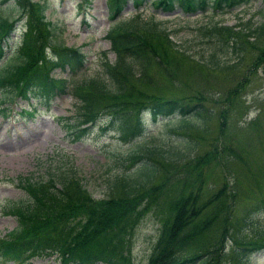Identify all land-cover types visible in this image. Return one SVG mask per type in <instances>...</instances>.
<instances>
[{"label":"trees","instance_id":"16d2710c","mask_svg":"<svg viewBox=\"0 0 264 264\" xmlns=\"http://www.w3.org/2000/svg\"><path fill=\"white\" fill-rule=\"evenodd\" d=\"M13 1L24 18V28L15 61L0 69V86L8 98L18 94L47 104L65 91L67 82L51 69H77L83 54L77 47L51 41L52 27L39 0ZM125 1L105 0L112 19L105 35L113 57L103 51L99 73L74 85L76 121L92 123L101 118L100 128L115 122L121 136L130 139L142 131L143 112H147L172 123L182 137L166 144L148 142L129 152L126 158L136 157L139 166L133 173L123 170L107 177L109 191L100 196L92 195L71 169L48 171L45 177L32 179L19 175L26 197L3 207L14 216L15 224L0 236V260L23 262L33 255L55 253L65 263L133 264L131 234L143 213L156 205L158 228L143 264H243L251 250L264 246V230L251 235L242 230L251 208L264 209V184L255 175L264 174V157L256 160L250 189L237 190L235 174L222 172L212 181L207 177L213 167L223 171L230 165L223 153L240 157L229 125L232 113L242 105L239 95L247 82L246 72L264 64V18L254 26L248 20L198 26V36L208 40L209 48L202 54L179 46L155 22L135 21V14L114 19ZM129 1L135 9L144 0ZM149 1L162 9L177 5L193 11L245 0ZM13 20L0 16V56ZM228 49L238 51V60L219 56ZM181 71L202 76L205 83L207 78H219L215 86L229 83L223 94L218 93L222 100L206 107L205 85L200 88L183 81ZM210 114L215 117V130L206 136ZM240 198L249 201L234 219V205Z\"/></svg>","mask_w":264,"mask_h":264},{"label":"rangeland","instance_id":"374dc122","mask_svg":"<svg viewBox=\"0 0 264 264\" xmlns=\"http://www.w3.org/2000/svg\"><path fill=\"white\" fill-rule=\"evenodd\" d=\"M43 9L53 25L54 37L61 42L78 46L84 54L80 67L69 69L54 68V75L66 76L67 92H62L51 98L48 104L39 103L33 97L24 98L18 94L0 91V236L10 228L15 220L9 213H4L3 206L11 200L23 199L25 191L19 186L18 176L28 175L30 178L45 176L48 171L74 170L81 177L92 195L100 196L109 188L106 178L123 170L133 173L139 166L136 157L126 158L129 152H137L138 148L148 142L161 144L172 143L182 137L180 130L172 123H165L161 116L144 114L142 131L132 138L122 137L116 129L115 122L110 129H100L97 118L88 123L79 136V124L75 122L72 92L74 85L99 73L98 63L102 58V50L108 47L104 31L109 24L105 0H40ZM136 12V13H135ZM134 15L138 22H155L166 29L172 39L190 51L204 54L207 50V38L198 36L197 27L212 22L235 24L246 21L254 26L264 18V0H245L243 2L223 7L207 6L205 9L184 11L177 5L170 9H162L149 0L134 9L126 0L115 19H127ZM0 15L15 17L14 29L6 36L7 44L4 54L0 57V67L14 60V50L19 37V29L24 18L18 15L13 0H0ZM245 25V24H244ZM246 25L244 26V29ZM243 29V28H242ZM3 43V41H2ZM49 51V46L47 45ZM238 51L228 49L220 53L222 59L238 60ZM106 56L113 57L112 51H106ZM246 60L247 57L244 56ZM181 79L196 84L201 88L205 85L204 104L213 106L215 100H222L225 84L219 78H207L208 83L187 71H181ZM246 84L240 89V103L234 113L229 128L232 130L236 148L240 157L223 153L229 166L222 171L213 167L207 179H219L224 174H235L237 190L250 189L253 186L256 172V160L264 157V64L258 63L246 72ZM5 88L0 86V89ZM217 89V90H216ZM222 93V94H218ZM24 108H31L32 114H26ZM252 120L251 122L246 119ZM190 119H194L190 115ZM243 120V121H242ZM204 134L214 133L215 117L210 114L205 122ZM78 126V127H77ZM232 158L231 161L228 158ZM246 162L247 166L246 167ZM261 184H264V174H255ZM237 196V195H236ZM239 196H243L241 193ZM24 200V199H23ZM249 200L240 198L234 205V219L240 213L241 207ZM159 222L156 205L147 209L135 225L130 238V255L133 264H143L155 238ZM242 230L247 235L264 230V209L251 208L248 220ZM0 264H18L10 261ZM21 264H73L62 262L58 255L38 254ZM97 264H105L98 262ZM243 264H264V247L252 250L245 256Z\"/></svg>","mask_w":264,"mask_h":264}]
</instances>
